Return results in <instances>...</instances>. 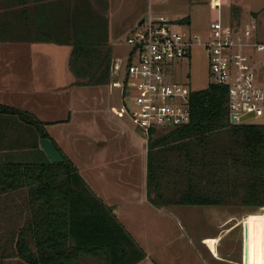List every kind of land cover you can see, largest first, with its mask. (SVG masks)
<instances>
[{
  "label": "trees",
  "instance_id": "obj_1",
  "mask_svg": "<svg viewBox=\"0 0 264 264\" xmlns=\"http://www.w3.org/2000/svg\"><path fill=\"white\" fill-rule=\"evenodd\" d=\"M22 1L17 19L25 26L33 23L39 37L66 35L71 43L68 63L79 82L109 79L107 18L91 0H72L67 7L51 2L47 16L52 17L53 27L48 29L41 18L44 7L33 10ZM100 1L107 5V0ZM189 103L186 121L158 133L151 126L146 134L147 198L157 205L264 203V122L232 120L224 82L209 80L192 87ZM12 118L27 132L25 149L37 151L24 158L0 151V192L26 193L28 211L16 230V253L27 264H132L144 256L145 248L114 205L96 193L72 158L54 142L63 158L52 160L39 145V136L48 132L45 120L33 110L0 101V149L14 147L3 136L4 125Z\"/></svg>",
  "mask_w": 264,
  "mask_h": 264
},
{
  "label": "crops",
  "instance_id": "obj_2",
  "mask_svg": "<svg viewBox=\"0 0 264 264\" xmlns=\"http://www.w3.org/2000/svg\"><path fill=\"white\" fill-rule=\"evenodd\" d=\"M10 1L5 6L8 9L5 16L7 21L4 18L0 22H7L9 29L14 23L21 22V30L16 37H10L14 45L7 52V61L14 67V80L12 90H7L5 100L0 101L31 109L45 120L47 135L72 158L96 193L114 205L119 218L145 248L146 255L145 225L149 223L141 222L144 211L138 209V203L141 199L150 201L146 194L147 139L145 135L139 134L142 131L136 123L135 127L130 124L129 109L121 112L117 110L123 105L125 93L122 86L112 82L113 78L121 77L122 63L121 60L118 62L121 55H115L113 51L114 42L108 25L109 2L103 7L107 18V38L111 43L110 75L107 81L89 84L79 82L69 66L71 43L64 39L66 35L59 38L55 37L57 35L39 37L33 23L29 22L25 26L23 21L17 19V8L23 1ZM26 1L33 10L39 11L44 7L41 16L45 17L41 18L48 29L53 27L50 26L53 24L52 17L47 16L51 9L50 3L67 7L72 0ZM228 5L230 20L242 22L248 19L236 1L230 0ZM145 12L140 7L128 25L124 27L120 24L113 28L115 37L119 36L122 28L128 32ZM126 49L128 55V42ZM117 85L121 93L118 103L111 94ZM26 134L15 119L7 121L3 136L8 144V140H12L14 147H4L0 149L1 153L14 158H24L28 154L34 156L37 151L27 150L23 145ZM25 197L23 190L0 192V199L5 200V206L0 205V214L4 215L0 220V264H27L15 251L16 230L28 211L23 200ZM213 205L215 207H208V211L233 215L230 222L236 228L232 236L228 234L230 229L226 225L204 236V239L213 238V251L216 254L213 264H228L221 262L226 257H219V253L224 250L233 252L229 259L232 264H264V203L213 202ZM219 205H223V210H220ZM144 256L132 264H138Z\"/></svg>",
  "mask_w": 264,
  "mask_h": 264
},
{
  "label": "rangeland",
  "instance_id": "obj_3",
  "mask_svg": "<svg viewBox=\"0 0 264 264\" xmlns=\"http://www.w3.org/2000/svg\"><path fill=\"white\" fill-rule=\"evenodd\" d=\"M229 1L223 0V3L214 6L210 0H107L109 2L108 25L109 31L112 33L111 39L114 42L113 51L115 55H121L118 59V62L121 60L122 63L121 79L125 73L127 30L122 28L119 36L115 37L112 29L120 24L124 27L128 25L137 9L143 7L147 11L151 5L150 8L154 13L162 12L171 17L175 27L186 31H198L203 37H207L211 30L209 26L211 19L217 16L230 19L228 14ZM234 1L246 12V18H254L257 21L258 36L264 37V0ZM10 2V0H0V19L7 17L8 9L5 6ZM91 2L94 8L104 12L105 8L104 5L102 6V1L91 0ZM184 14L189 17V20L178 19V16ZM20 30L21 22L14 23L10 29L7 22H0V99L3 100H5L7 90H12L11 84L14 80V67L7 61V52L9 53L10 47L14 45L10 37L17 35ZM251 56H253V65L257 77L264 80V52L255 50ZM173 66L174 77L190 87L205 85L212 77L205 47L200 44H192L190 53L174 63ZM119 88L120 86L117 85L111 93L112 98L117 103L120 100L119 95H121ZM122 101L130 109H137L138 107L134 99L127 101L124 97ZM244 118L256 120L259 117L245 115ZM129 122L132 126L136 123L132 113ZM164 128L166 126L159 125L156 127L157 132L154 133H158ZM139 134L146 136L143 132ZM4 201V199H0V205L5 206ZM212 206L215 207L213 203L188 202L157 205L146 199H141L138 203V209L144 211L140 218L141 222L146 223L148 221L150 225H145L147 226L145 230L147 254L138 264H213V256L216 255L213 251V238L204 239V236L218 231L224 225L230 229L228 234L232 236L236 228L230 222L234 217L233 215L226 216L223 212L214 214L213 211H208V207L212 208ZM219 206H221L220 210H223V205ZM1 218H4L3 214H0V220H2ZM215 251H217L216 248ZM219 255L220 258L226 257V260H221L222 263L232 264V261H229L233 256L232 251L224 250ZM87 258L91 260V258Z\"/></svg>",
  "mask_w": 264,
  "mask_h": 264
},
{
  "label": "built area",
  "instance_id": "obj_4",
  "mask_svg": "<svg viewBox=\"0 0 264 264\" xmlns=\"http://www.w3.org/2000/svg\"><path fill=\"white\" fill-rule=\"evenodd\" d=\"M210 2L215 6L220 0ZM150 6L126 33L130 49L124 77L112 80L122 86L127 101L134 99L138 107L130 109L123 104L118 112L129 109L145 134L151 126L169 127L186 121L192 87L174 77L173 64L190 53L192 44H200L208 56L210 80L227 84L230 117L258 116L256 120L264 122V80L257 77L251 56L255 50L264 52L257 21L217 16L210 20L211 30L203 37L198 31L175 27L171 17L154 13Z\"/></svg>",
  "mask_w": 264,
  "mask_h": 264
},
{
  "label": "water",
  "instance_id": "obj_5",
  "mask_svg": "<svg viewBox=\"0 0 264 264\" xmlns=\"http://www.w3.org/2000/svg\"><path fill=\"white\" fill-rule=\"evenodd\" d=\"M231 119L235 120V116H232ZM39 143L52 160H60L63 158L62 153L57 148V146L55 145L54 141L50 136L40 135Z\"/></svg>",
  "mask_w": 264,
  "mask_h": 264
}]
</instances>
